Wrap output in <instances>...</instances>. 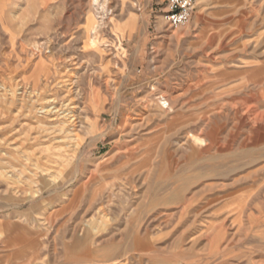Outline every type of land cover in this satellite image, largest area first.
I'll list each match as a JSON object with an SVG mask.
<instances>
[{
    "label": "rangeland",
    "instance_id": "374dc122",
    "mask_svg": "<svg viewBox=\"0 0 264 264\" xmlns=\"http://www.w3.org/2000/svg\"><path fill=\"white\" fill-rule=\"evenodd\" d=\"M166 5L0 0V264H264V0Z\"/></svg>",
    "mask_w": 264,
    "mask_h": 264
},
{
    "label": "built area",
    "instance_id": "2783aa9c",
    "mask_svg": "<svg viewBox=\"0 0 264 264\" xmlns=\"http://www.w3.org/2000/svg\"><path fill=\"white\" fill-rule=\"evenodd\" d=\"M199 0H166L163 15L167 24L175 29L186 27L190 22Z\"/></svg>",
    "mask_w": 264,
    "mask_h": 264
},
{
    "label": "bare ground",
    "instance_id": "6f19581e",
    "mask_svg": "<svg viewBox=\"0 0 264 264\" xmlns=\"http://www.w3.org/2000/svg\"><path fill=\"white\" fill-rule=\"evenodd\" d=\"M61 111H63L62 110V108H61V110H58L57 112H55V111H53L54 112V114H56V113H58V117L61 115L60 113H64L65 111H63V112H61ZM48 112V114L49 113H53L52 111H50V110H48L47 111ZM65 116H67V115H65ZM70 118H74V116H71ZM67 119V118H66ZM66 123V122H65ZM68 123V122H67ZM74 123V122H73ZM76 126L74 125V128H75ZM72 129V128H71ZM63 132V131H62ZM69 132V131H68Z\"/></svg>",
    "mask_w": 264,
    "mask_h": 264
},
{
    "label": "crops",
    "instance_id": "0c3cea01",
    "mask_svg": "<svg viewBox=\"0 0 264 264\" xmlns=\"http://www.w3.org/2000/svg\"><path fill=\"white\" fill-rule=\"evenodd\" d=\"M193 143H194L195 145H199V144H201V139L198 138V137H196V136H194V138H193Z\"/></svg>",
    "mask_w": 264,
    "mask_h": 264
}]
</instances>
